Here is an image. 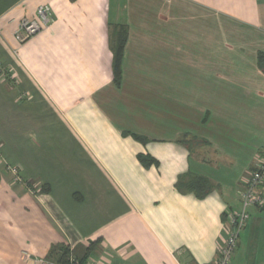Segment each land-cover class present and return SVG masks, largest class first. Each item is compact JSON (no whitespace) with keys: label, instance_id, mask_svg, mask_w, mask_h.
I'll return each instance as SVG.
<instances>
[{"label":"crops","instance_id":"obj_1","mask_svg":"<svg viewBox=\"0 0 264 264\" xmlns=\"http://www.w3.org/2000/svg\"><path fill=\"white\" fill-rule=\"evenodd\" d=\"M263 155L264 0H0V264H216Z\"/></svg>","mask_w":264,"mask_h":264},{"label":"built area","instance_id":"obj_2","mask_svg":"<svg viewBox=\"0 0 264 264\" xmlns=\"http://www.w3.org/2000/svg\"><path fill=\"white\" fill-rule=\"evenodd\" d=\"M54 23L55 18L51 6L42 5L37 9L35 18H24L20 21L14 38L19 46H23L37 35L51 29ZM14 172L16 173V170ZM253 209L264 210V155L245 184L240 210L227 218L226 238L220 248L216 264H231L241 233L246 227L251 216L250 211ZM68 260L69 264H82L81 260L74 255H70ZM40 264L48 263L40 261ZM85 264L99 263L87 260Z\"/></svg>","mask_w":264,"mask_h":264},{"label":"rangeland","instance_id":"obj_3","mask_svg":"<svg viewBox=\"0 0 264 264\" xmlns=\"http://www.w3.org/2000/svg\"><path fill=\"white\" fill-rule=\"evenodd\" d=\"M261 211H264V210H261ZM252 212L253 211L251 210L250 211V215L251 216H250V219L248 220L246 226H248V224H250L249 222H261V221L264 222V212L258 214V217L255 216V214H252ZM259 217H261L262 220H258ZM247 235H248V237L246 239V237H245L246 236L245 235V230H243L242 233H241V236H240V242L244 241L243 245H246L247 246V248H246L247 249L246 250L247 251V253H246V256L247 257L250 254H253V253H255L256 256L255 255H252V256H250V259L249 258H246V263H250V264H264V262H260V261H264V224L259 229H257V232L256 233H253L252 232V234H251L248 231V234ZM259 244H260V248H261L260 250L261 251L257 250ZM238 247H239V245H238ZM238 247H237L235 253L237 252ZM257 253H259L258 254L259 255L258 257H257ZM59 255H60V258H62V260H63L64 252L63 253H60ZM68 259H69V257H68ZM66 262H68L67 261V258H66Z\"/></svg>","mask_w":264,"mask_h":264},{"label":"trees","instance_id":"obj_4","mask_svg":"<svg viewBox=\"0 0 264 264\" xmlns=\"http://www.w3.org/2000/svg\"><path fill=\"white\" fill-rule=\"evenodd\" d=\"M125 45V39H120L116 48V57H115V64H114V73H115V81L119 84L121 80V64H122V57H123V49ZM263 61V57H261V62ZM190 189L195 190L199 193V195H204L209 191V185L208 182L203 178H197L193 181V183L189 186ZM45 192L49 191V187H46ZM62 257V256H61ZM67 261L66 262V258ZM69 251H64V257L59 259V261L63 264H69ZM87 258L80 259L82 264H85L87 262Z\"/></svg>","mask_w":264,"mask_h":264}]
</instances>
